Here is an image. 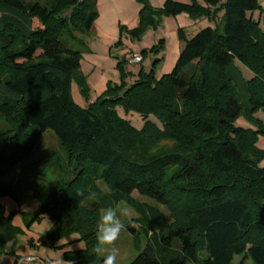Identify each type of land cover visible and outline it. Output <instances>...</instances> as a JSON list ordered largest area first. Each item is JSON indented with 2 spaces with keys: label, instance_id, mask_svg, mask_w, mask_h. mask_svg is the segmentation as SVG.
Instances as JSON below:
<instances>
[{
  "label": "trees",
  "instance_id": "trees-1",
  "mask_svg": "<svg viewBox=\"0 0 264 264\" xmlns=\"http://www.w3.org/2000/svg\"><path fill=\"white\" fill-rule=\"evenodd\" d=\"M96 1L0 0V253L16 231L1 200H36L30 221L52 219L50 240L77 234L85 244L63 252L67 264H111L96 254L99 211L123 202L139 211L147 238L130 264H231L238 255L264 264V149L256 145L264 126L253 118L264 111V5L165 0L157 10L134 0L138 25L129 34L136 39L162 14L205 17L214 26L190 39L179 28L183 47L159 78L140 67L127 84L119 63L120 83L109 82L81 107L71 96L73 79L84 95L88 89L75 45L98 16ZM236 63L254 77L245 81ZM118 107L140 115L143 125L134 127ZM241 116L256 130L237 126ZM47 130L70 176L46 189L23 184L32 178L26 170L15 184L3 181L32 157ZM134 192L165 207L173 222Z\"/></svg>",
  "mask_w": 264,
  "mask_h": 264
},
{
  "label": "rangeland",
  "instance_id": "rangeland-1",
  "mask_svg": "<svg viewBox=\"0 0 264 264\" xmlns=\"http://www.w3.org/2000/svg\"><path fill=\"white\" fill-rule=\"evenodd\" d=\"M147 1L153 9L157 10L161 9L165 2V0ZM177 1L186 3L191 0ZM259 3L264 5V0H259ZM96 9L98 16L91 30L87 34H78V42L76 45L74 44L75 49L81 51L79 71L88 88L84 95L79 83L75 79L71 82L72 99L81 107H86L88 102L98 98L107 89L109 82L120 83L119 63L129 73L125 78L127 84L136 81V74L140 67L144 71H149L152 68L156 78L169 73L183 47L178 36L179 27L186 24L187 21L183 18L196 20L188 15L178 17L162 14L156 18L154 25L147 27L140 39H136L130 36L129 31L138 25L140 10L138 3L134 0H97ZM221 16L222 13H219L216 20V24H219L220 27ZM254 16L256 17V14ZM204 25L214 26L213 23L202 24L200 21L194 25H187L186 28L183 27L186 37L190 39ZM133 53L143 57L142 63L135 66L126 61ZM154 61H156L155 65L152 66ZM235 66L245 81H250L254 77L245 65L236 63ZM116 110L134 127L140 128L143 125L144 122L140 115L133 112L125 115L120 107ZM149 118L159 127L161 126L153 116ZM253 118L264 126V111L259 110L253 115ZM2 124L3 122L0 121V127L4 126ZM236 125L256 130V126L242 116L237 119ZM256 145L259 149H264L263 135L258 136ZM60 166L66 168L65 155L54 134L47 130L43 133L32 157L21 167L9 172L3 181L15 184L21 179L19 174L26 170V172H30L32 178H28L26 182L23 179V184L35 181L36 185L41 188H51L60 182L62 176L66 178L70 176L68 173L63 175L64 172L61 171ZM96 183L103 192L108 191L102 181L99 180ZM132 197L139 203L156 207L169 223L173 222L172 215L165 207L150 199L138 196L136 192L132 194ZM1 201L5 206V217L12 214L11 225L16 228V231L0 253V264H16L17 257L25 256L35 259L29 264H67L62 259L64 251L85 249V244L79 240L77 234L50 240L47 234L54 224L52 219L43 216L40 221H30L32 213L36 209L31 205L34 201L37 204L36 200L22 201L20 205H16L7 198H3ZM140 216L141 214L135 207L123 202L113 210H100L97 257L108 260L111 264H130L147 243L144 230L137 221ZM128 227L133 228L134 233H130L127 230ZM172 250L178 252L174 247ZM241 261L243 264H252L243 255L234 256L231 264H238Z\"/></svg>",
  "mask_w": 264,
  "mask_h": 264
},
{
  "label": "built area",
  "instance_id": "built-area-1",
  "mask_svg": "<svg viewBox=\"0 0 264 264\" xmlns=\"http://www.w3.org/2000/svg\"><path fill=\"white\" fill-rule=\"evenodd\" d=\"M126 61L130 64V65H138L142 62V56L140 54L137 53H133L131 54ZM35 259L33 257H29V256H25V257H20L18 259V263L19 264H28L30 262H33Z\"/></svg>",
  "mask_w": 264,
  "mask_h": 264
},
{
  "label": "crops",
  "instance_id": "crops-1",
  "mask_svg": "<svg viewBox=\"0 0 264 264\" xmlns=\"http://www.w3.org/2000/svg\"><path fill=\"white\" fill-rule=\"evenodd\" d=\"M183 3H185V2H183ZM186 3H189V2H186ZM184 15H186V14H184V13H182V14H179V15H177L178 17H185ZM184 20H187L186 21V24H184L183 26H180L179 28H182V29H185L186 27H187V25H194L195 23H197V22H201L202 24L203 23H210L205 17H201V18H197L195 21H193V20H188V19H186V18H183ZM204 21H207V22H204ZM206 26H209V25H204V27H206ZM183 27H185V28H183ZM204 27H202V28H204ZM185 32V31H184ZM197 32V31H196ZM195 33V32H194ZM179 55V54H178ZM177 58V57H176ZM177 60V59H176ZM142 63V62H141ZM2 202V201H1ZM3 203V202H2ZM4 205V204H3ZM34 209L35 208H37V204H36V202L34 201V202H32V205H31ZM80 250V249H79ZM82 250V249H81ZM68 251V250H67ZM20 257H17V259H16V264H19L18 263V259H19ZM29 264V263H28Z\"/></svg>",
  "mask_w": 264,
  "mask_h": 264
},
{
  "label": "water",
  "instance_id": "water-1",
  "mask_svg": "<svg viewBox=\"0 0 264 264\" xmlns=\"http://www.w3.org/2000/svg\"><path fill=\"white\" fill-rule=\"evenodd\" d=\"M127 230H128L130 233H134V229L131 228V227H128Z\"/></svg>",
  "mask_w": 264,
  "mask_h": 264
}]
</instances>
